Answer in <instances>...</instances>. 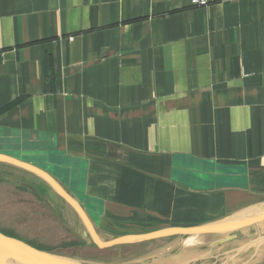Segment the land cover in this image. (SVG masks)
Wrapping results in <instances>:
<instances>
[{
  "label": "crops",
  "instance_id": "obj_1",
  "mask_svg": "<svg viewBox=\"0 0 264 264\" xmlns=\"http://www.w3.org/2000/svg\"><path fill=\"white\" fill-rule=\"evenodd\" d=\"M0 153L108 236L263 201L264 0H0Z\"/></svg>",
  "mask_w": 264,
  "mask_h": 264
},
{
  "label": "rangeland",
  "instance_id": "obj_2",
  "mask_svg": "<svg viewBox=\"0 0 264 264\" xmlns=\"http://www.w3.org/2000/svg\"><path fill=\"white\" fill-rule=\"evenodd\" d=\"M71 190L82 200L79 203L87 210L85 211L93 224L94 220L98 221V215L102 213L98 206L93 205L90 199L83 198L81 189ZM103 229L96 231L105 240L128 235L124 232L111 237L105 234ZM83 230L74 208L36 175L10 164H0V231L42 247V250L98 264H129L144 257L151 259L147 261L151 262L152 259L175 255L180 241L185 238L172 235L134 244L100 248L89 242L88 238H84ZM218 235H200L211 250V241L218 240L216 238L219 237L222 240L229 239L224 243L223 249L218 248L222 249V253L219 252L222 257L217 258L218 264H224L225 258H228V264H238L254 256V253L257 255L250 264H264V258H261L264 255V222L258 227ZM258 239L263 241L261 245H258Z\"/></svg>",
  "mask_w": 264,
  "mask_h": 264
},
{
  "label": "water",
  "instance_id": "obj_3",
  "mask_svg": "<svg viewBox=\"0 0 264 264\" xmlns=\"http://www.w3.org/2000/svg\"><path fill=\"white\" fill-rule=\"evenodd\" d=\"M0 162L10 164L26 170L36 175L40 180L47 184L57 194L64 198L76 211L81 223L83 225V236L88 238L89 242L95 244L100 248H108L113 246H122L128 244L139 243L147 240L158 239L162 237L178 235H204L207 233L221 234L233 231H240L249 229L250 227H258L264 222V200L255 204L240 208L239 210L224 216L220 219L192 227H167L149 232L139 234H128L119 237H113L105 240L101 237L93 224V221L88 216L87 212L83 209L79 201L71 194L69 190L51 174L43 169L25 162L20 159L0 153ZM263 236H261V239ZM255 240V239H254ZM253 240V241H254ZM259 244L260 242L258 239ZM255 254V255H254ZM241 261L238 264H250L253 257ZM98 264L87 261L78 260L75 258L64 257L56 255L46 250L39 249L28 242L13 237L0 231V264Z\"/></svg>",
  "mask_w": 264,
  "mask_h": 264
},
{
  "label": "bare ground",
  "instance_id": "obj_4",
  "mask_svg": "<svg viewBox=\"0 0 264 264\" xmlns=\"http://www.w3.org/2000/svg\"><path fill=\"white\" fill-rule=\"evenodd\" d=\"M211 234L212 233H207V235ZM213 235L217 236L218 234ZM183 237L185 238L180 241V246L177 251H175V255L170 254L160 259H152L151 262H147L151 259H147V257H144V259L142 260H139L137 262H131L129 264H218V259L222 257L220 256V254L222 253V249L224 248L223 246H225L224 243L226 242V240H229H222L220 237L216 238L218 240L211 241V250L210 248L208 249L207 245L203 241V237H200L199 234ZM219 247H222V249H218ZM177 252H181V254H176ZM217 253L219 254V256H216ZM209 255L212 256L209 257ZM261 258H264V255ZM227 259H224V264L229 263V260Z\"/></svg>",
  "mask_w": 264,
  "mask_h": 264
},
{
  "label": "built area",
  "instance_id": "obj_5",
  "mask_svg": "<svg viewBox=\"0 0 264 264\" xmlns=\"http://www.w3.org/2000/svg\"><path fill=\"white\" fill-rule=\"evenodd\" d=\"M191 3L194 5H205L207 0H191Z\"/></svg>",
  "mask_w": 264,
  "mask_h": 264
},
{
  "label": "trees",
  "instance_id": "obj_6",
  "mask_svg": "<svg viewBox=\"0 0 264 264\" xmlns=\"http://www.w3.org/2000/svg\"><path fill=\"white\" fill-rule=\"evenodd\" d=\"M31 244V243H30ZM31 245H33V244H31ZM33 246H35V245H33ZM35 247H37V248H39V249H41L42 247H39V246H35ZM43 250H46V249H43Z\"/></svg>",
  "mask_w": 264,
  "mask_h": 264
}]
</instances>
